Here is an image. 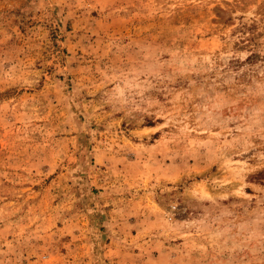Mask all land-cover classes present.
Segmentation results:
<instances>
[{
  "label": "rangeland",
  "instance_id": "obj_1",
  "mask_svg": "<svg viewBox=\"0 0 264 264\" xmlns=\"http://www.w3.org/2000/svg\"><path fill=\"white\" fill-rule=\"evenodd\" d=\"M0 264H264V0H0Z\"/></svg>",
  "mask_w": 264,
  "mask_h": 264
}]
</instances>
